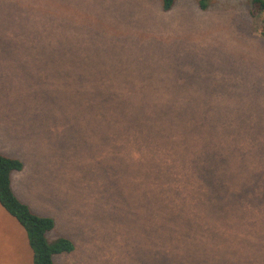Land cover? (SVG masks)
I'll list each match as a JSON object with an SVG mask.
<instances>
[{"label": "rangeland", "instance_id": "1", "mask_svg": "<svg viewBox=\"0 0 264 264\" xmlns=\"http://www.w3.org/2000/svg\"><path fill=\"white\" fill-rule=\"evenodd\" d=\"M252 9L0 0V151L23 161L12 187L55 219L49 239L75 242L56 264H264V10ZM0 264H33L1 203Z\"/></svg>", "mask_w": 264, "mask_h": 264}, {"label": "trees", "instance_id": "2", "mask_svg": "<svg viewBox=\"0 0 264 264\" xmlns=\"http://www.w3.org/2000/svg\"><path fill=\"white\" fill-rule=\"evenodd\" d=\"M209 2L210 0H198V5L201 9H206L209 6ZM175 3L176 0H162V7L165 11H169ZM254 8H257L258 11L264 10V0H253L252 14H256L257 10L255 11ZM114 99L115 97H108L107 105L113 106L110 103H114ZM144 129H147L151 135L158 134L156 132L153 133V130L149 127ZM23 168L24 163L21 159L6 155L0 151V203L24 227L33 252V264H56L55 256L74 251L75 242L67 236H59L54 240H50L48 233L55 228V219L49 215L35 213L14 192L12 173Z\"/></svg>", "mask_w": 264, "mask_h": 264}]
</instances>
